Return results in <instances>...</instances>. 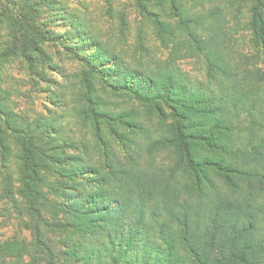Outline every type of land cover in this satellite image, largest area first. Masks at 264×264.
<instances>
[{
	"label": "trees",
	"instance_id": "obj_1",
	"mask_svg": "<svg viewBox=\"0 0 264 264\" xmlns=\"http://www.w3.org/2000/svg\"><path fill=\"white\" fill-rule=\"evenodd\" d=\"M152 1L169 3L177 19L176 29L157 22L159 34L174 36L181 30L204 51L207 78L215 89L192 87L170 71L125 70L118 60L97 69L89 57L83 58L87 68L114 81L109 82L112 88L153 108L158 127L170 128L154 144L178 150V169L190 182L173 184L164 169L146 174L134 153L128 162L103 165L117 184H94L100 186L96 193L77 198L70 185L83 184L74 178L96 168L76 166L68 158L53 160L39 146L27 145L28 131L0 106L6 117L0 124L3 155L9 151L8 132L15 134L23 154L17 178L6 168L7 157L0 164V200L12 206L0 213L27 216L29 221L21 224L33 234L30 243L18 236L1 241L0 264H18L24 257L29 264H264V0H241L253 3L254 50L244 63L232 59L216 36L203 38L196 29L205 27L204 18L181 10L179 0L137 3L148 13L146 4ZM19 6L31 8L14 17L12 41L2 44L0 34V69L18 57L32 62L40 51L43 34L34 16L39 5L23 0ZM4 17L1 12L0 33ZM128 127L137 137L147 132L139 125ZM68 231L87 237L89 246L69 244Z\"/></svg>",
	"mask_w": 264,
	"mask_h": 264
},
{
	"label": "rangeland",
	"instance_id": "obj_2",
	"mask_svg": "<svg viewBox=\"0 0 264 264\" xmlns=\"http://www.w3.org/2000/svg\"><path fill=\"white\" fill-rule=\"evenodd\" d=\"M8 1L15 6H5L0 1V13L5 12L2 18L5 27L0 33L2 44L13 39L9 28L14 17L19 18L31 8H21L23 0ZM30 1L39 5L38 16L36 13L34 16L43 34V38H38L40 51L33 55L32 62L18 57L0 69V106L11 113L10 119L15 120L17 127L28 131L23 139L27 145L39 146L53 160L68 158L75 160L76 166L96 168L74 178V182L83 184L70 185L77 198L96 193L100 186L94 184H117L103 165L117 164V160L128 162L134 153L140 156V167L146 174L164 169L167 176L173 177V184L190 182L178 169L181 164L178 150L171 145L154 144L156 139L170 133V128L161 130L159 115L153 108L115 90L109 83L114 81L97 72L99 68H107L112 60H118L125 70L147 74L170 71L192 87L215 89L207 78L204 51L181 30H176L174 36L159 34L157 22L172 28L177 25L170 4L148 2V13H144L137 0ZM179 4L181 10L204 18L205 27L197 28V32L203 38H219L235 61L244 63L253 52L251 1L179 0ZM83 55L97 64L96 71L90 65L87 68ZM4 118L0 113L2 125ZM128 125H139L147 132L137 137ZM6 139L9 151L3 155L0 146V164L7 157L6 168L17 178L23 161L21 144L14 133L8 132ZM92 176L99 177V181L88 179ZM14 184L19 186L20 182L15 180ZM11 207L9 201L0 200V212ZM8 216L0 213V242L13 236L32 242V231L21 224L29 218L18 219L16 211ZM66 233L69 244L83 245L85 249L89 246L87 237L79 232ZM83 254H87L86 250ZM29 262V257H24L18 264Z\"/></svg>",
	"mask_w": 264,
	"mask_h": 264
}]
</instances>
